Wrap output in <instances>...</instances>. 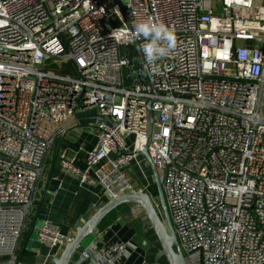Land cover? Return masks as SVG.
<instances>
[{
  "label": "built area",
  "instance_id": "built-area-1",
  "mask_svg": "<svg viewBox=\"0 0 264 264\" xmlns=\"http://www.w3.org/2000/svg\"><path fill=\"white\" fill-rule=\"evenodd\" d=\"M148 18L176 38L152 64L135 31ZM263 97L264 0H0V264H20L45 157L89 108L95 145L62 170L115 197L139 190L125 168L147 148L184 264H264ZM35 233L71 240L47 220ZM76 253L116 264L127 245Z\"/></svg>",
  "mask_w": 264,
  "mask_h": 264
},
{
  "label": "crops",
  "instance_id": "crops-1",
  "mask_svg": "<svg viewBox=\"0 0 264 264\" xmlns=\"http://www.w3.org/2000/svg\"><path fill=\"white\" fill-rule=\"evenodd\" d=\"M95 117L94 108L78 112L61 126V134L50 147L31 207L33 217L28 219L31 223L27 221L19 241L17 254L20 264H53L52 259L59 256L63 249V246H59L49 250L37 242L33 236L35 230H32L37 222L50 221L63 235L72 238L76 227L109 198L99 186L81 184L77 176L61 167L62 158L73 159L76 166L84 167L86 153L96 142L93 129ZM125 172L137 189L151 193L153 174L143 156L130 162ZM120 206H124L122 211L113 212L109 217L107 215L98 224L94 235L85 238V246L99 239L104 243H124L127 253L116 264H159L155 261V255L160 250L155 251V243L149 238V222L142 209L129 203ZM77 257L78 253L70 264H78L75 262Z\"/></svg>",
  "mask_w": 264,
  "mask_h": 264
},
{
  "label": "water",
  "instance_id": "water-1",
  "mask_svg": "<svg viewBox=\"0 0 264 264\" xmlns=\"http://www.w3.org/2000/svg\"><path fill=\"white\" fill-rule=\"evenodd\" d=\"M143 155L153 174L159 208L156 207L151 196L142 190L127 191L118 196L109 197L83 224L76 227L74 236L63 246L59 256L52 259L53 264H70L81 242L88 236L94 235L98 224L110 212L127 203L135 204L142 209L144 217L149 222V229L153 231L160 244L161 249L155 255V261L166 258L168 264H184V254L173 229L158 171L147 148L144 149ZM35 229L33 225L32 230Z\"/></svg>",
  "mask_w": 264,
  "mask_h": 264
},
{
  "label": "clouds",
  "instance_id": "clouds-1",
  "mask_svg": "<svg viewBox=\"0 0 264 264\" xmlns=\"http://www.w3.org/2000/svg\"><path fill=\"white\" fill-rule=\"evenodd\" d=\"M135 31L144 41L141 51L148 64L168 56L176 46L174 33L163 22L148 18L137 22Z\"/></svg>",
  "mask_w": 264,
  "mask_h": 264
},
{
  "label": "trees",
  "instance_id": "trees-1",
  "mask_svg": "<svg viewBox=\"0 0 264 264\" xmlns=\"http://www.w3.org/2000/svg\"><path fill=\"white\" fill-rule=\"evenodd\" d=\"M130 50H131V58H133V59L136 58V52H135L134 48L131 47ZM154 190L156 191L155 183H154L153 186H152V190H151V192L154 191ZM152 193H153V192H152ZM123 207H124V206H119V207H117V208L114 209L111 213L108 214V217L111 216L113 212H119V211H122V208H123ZM30 213H31V212H30ZM32 217H33L32 214H29V218H30V220H31ZM28 222L31 223V221H29V220H28ZM149 238H151V240L154 241V243L157 245L155 251H156V252L159 251V250L161 249V247H160V244H159V242H158V240H157V238H156V236H155V234L153 233L152 230H150V232H149ZM158 263H159V264H163V263H164V264H168L166 258H162V259H160V260L158 261Z\"/></svg>",
  "mask_w": 264,
  "mask_h": 264
},
{
  "label": "rangeland",
  "instance_id": "rangeland-1",
  "mask_svg": "<svg viewBox=\"0 0 264 264\" xmlns=\"http://www.w3.org/2000/svg\"><path fill=\"white\" fill-rule=\"evenodd\" d=\"M261 115L264 117V97H263V100H262V103H261ZM142 164V163H141ZM145 167H147V165L145 164ZM153 192V193H152ZM151 193H148L151 198L153 199L155 205L157 208H159V200H158V195H157V192L154 190L152 191ZM39 224V222H37V225ZM33 236H36V233H33ZM92 235L88 236L87 239L91 238ZM86 244H85V241L83 240L80 244V246L84 247ZM154 246H157L156 244ZM164 264V263H163Z\"/></svg>",
  "mask_w": 264,
  "mask_h": 264
}]
</instances>
